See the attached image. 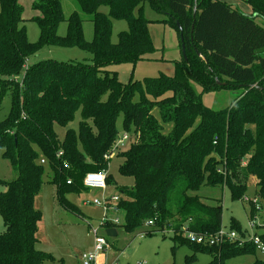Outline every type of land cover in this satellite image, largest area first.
<instances>
[{"label":"trees","instance_id":"obj_1","mask_svg":"<svg viewBox=\"0 0 264 264\" xmlns=\"http://www.w3.org/2000/svg\"><path fill=\"white\" fill-rule=\"evenodd\" d=\"M75 1L93 24L91 41L85 39L78 12L66 19L60 0H33L37 14L32 19L40 37L32 43L19 0H0V96L11 99L10 114L0 122V151L16 175L0 180L5 188L0 193L5 227L0 264H66L38 248L42 214L35 201L45 167L59 206L82 218L66 197L85 188L88 173L107 171L105 156L110 158L122 136L117 127L121 115L125 133L131 134L118 155L123 160L119 173L133 185L116 189L124 223L103 222L104 232L133 234L156 219L148 231H171L175 246L209 253L210 264L258 255L251 244H192L186 233L214 235L222 227L223 208L207 205L195 194L204 186L226 188L233 200L242 201L255 179L256 195L264 201V0H245L252 15L220 0ZM146 2L163 19L148 20ZM115 20L128 24L117 43L111 39ZM64 22L67 31L61 36ZM151 24L175 29L186 57L175 63L173 77L123 84L107 68L148 59L156 50ZM47 46L77 48L89 53L92 63L28 65ZM192 82L205 93L227 90L236 98L223 110L210 109ZM78 113V128H70ZM56 127L66 130L63 139ZM251 212V217L257 213L255 206ZM230 228L242 233L234 219ZM260 237L264 243V232ZM262 257L252 264H264Z\"/></svg>","mask_w":264,"mask_h":264},{"label":"rangeland","instance_id":"obj_2","mask_svg":"<svg viewBox=\"0 0 264 264\" xmlns=\"http://www.w3.org/2000/svg\"><path fill=\"white\" fill-rule=\"evenodd\" d=\"M66 19L74 12H78L84 19V36L87 41L93 39V24L90 18L80 11L75 0H60ZM243 4L245 0H238ZM21 6L25 10L24 26L27 31L28 39L32 43L39 41L40 30L33 17L37 14L32 10L33 0H19ZM101 11L108 13L107 8H102ZM136 14L137 11L135 12ZM144 15L148 20L156 21L163 19V16L152 10L146 2L144 4ZM262 23L261 20L258 21ZM150 33L152 35L155 52L146 60L137 62L136 64L123 63L111 65L107 68L110 72L117 73L118 79L123 84L129 82L144 81L146 78H158L162 75L173 77L175 74V63L183 60V55L180 50L179 37L175 29L170 26L160 24H151ZM128 30L126 21H113L112 42L117 43L118 35ZM67 31V23L61 24L59 34L64 36ZM92 56L77 48H63L59 46H47L42 48L37 54L29 59L28 65H34L46 60L57 62H80L91 64ZM21 80V77H18ZM195 93L200 97L202 103L213 110H223L230 107L233 99L236 98V93L221 90L217 93H205L202 88L192 82ZM11 111V99L9 95L0 96V122L4 121ZM80 114L76 115L75 121L70 125V128L77 129L80 121ZM117 127L120 136L125 133L123 129V116L117 119ZM168 131V126H165ZM56 131L63 139L65 131L60 127H56ZM255 134V128L252 129ZM131 133H129L130 135ZM119 141V140H118ZM128 144V142H127ZM121 148L114 151L108 160L107 176L111 180L105 191L88 190L83 188L80 193L68 194L66 199L72 203L82 214V218L68 212L59 206L56 195V186L49 183L50 170L45 167L44 184L38 194L35 207L41 212L42 220L38 231V248L39 250L53 256L56 260H64L66 264H82V256L91 252L95 244V236L92 232L98 229L100 234H104L101 228V223L105 219L114 221L119 220V224L124 223V214L122 212H104L102 207L92 204H84L85 200H103L104 196L117 195V188L122 186H132L131 178L123 177L119 173V167L123 163L122 158H119ZM16 177L10 162L2 157L0 151V180L10 181ZM256 181L252 179L249 184L246 194L247 202L244 200L238 201L231 198L228 189L221 187L204 186L195 193L199 195L203 202L210 206H221L223 208V224L224 228H230L231 220L234 219L241 226V232L249 230V221L251 207L256 205L251 203L257 199V206L260 208L258 214L264 217V201L256 195ZM5 188L0 186V193L4 192ZM146 237L141 238L139 233L145 231ZM144 228L136 231L133 234L123 232L121 229L117 237H108L110 250L104 253L99 258V264H210L212 256L206 252L195 251L187 245H174L171 231L150 232ZM5 231L3 218L0 214V234ZM264 232V229L262 230ZM151 236H148L150 235ZM141 235V234H140ZM195 257L194 263H189V259ZM256 257L263 258L258 253L256 256L241 255L233 258L227 264H252Z\"/></svg>","mask_w":264,"mask_h":264},{"label":"built area","instance_id":"obj_3","mask_svg":"<svg viewBox=\"0 0 264 264\" xmlns=\"http://www.w3.org/2000/svg\"><path fill=\"white\" fill-rule=\"evenodd\" d=\"M130 136L127 133H124L115 147V151L118 149H125L127 142H129ZM106 159H109V156H105ZM44 163V162H43ZM107 172L100 171V172H93L88 173L84 177L83 186L85 189L88 190H98V191H105L108 187L107 185ZM119 200L118 195L114 196H104L103 200H85L84 204H92L98 207H102L104 212L107 214L108 212H119L116 203ZM245 202L248 199H244ZM251 203L256 205L257 213L251 217L249 221V230L239 233L236 230H232L231 228H224L223 226L220 230L214 235H196L193 233H186V239L191 242L192 244L200 245V246H208V247H217L222 246L225 243H236L238 247H243L247 244H251L255 247L257 253L264 256V243L260 237V234L263 232L264 229V217L258 214L260 212V208H258L257 203L258 200H252ZM103 222H111L114 224H119V220L116 219L114 221H110L105 219ZM156 222V219H152L145 223L146 229H151V227ZM104 231V230H103ZM148 231V230H147ZM95 236V244L94 248L88 254L82 256V264H99V258L110 250V245L107 240V236L104 234H100L98 229L92 230ZM146 230L139 235L141 238H145L147 234H145ZM112 264H119L113 262ZM138 264H145V262H141Z\"/></svg>","mask_w":264,"mask_h":264},{"label":"crops","instance_id":"obj_4","mask_svg":"<svg viewBox=\"0 0 264 264\" xmlns=\"http://www.w3.org/2000/svg\"><path fill=\"white\" fill-rule=\"evenodd\" d=\"M220 1L225 2V3L229 4V5H232V6L236 7L237 9H239L240 11H242L243 13H245L247 15H252V10L246 4L245 1L243 2V4L241 2H239L238 0H220ZM164 26H167V25H164ZM180 50H181V46H180ZM181 54H182V50H181Z\"/></svg>","mask_w":264,"mask_h":264},{"label":"water","instance_id":"obj_5","mask_svg":"<svg viewBox=\"0 0 264 264\" xmlns=\"http://www.w3.org/2000/svg\"><path fill=\"white\" fill-rule=\"evenodd\" d=\"M195 14H196V9L194 10V16H195ZM181 50H182L183 58L185 59L186 54H185V49H184V45L183 44H182ZM105 234H106L107 237H110V238L117 237V231H116V229H107L105 231Z\"/></svg>","mask_w":264,"mask_h":264}]
</instances>
